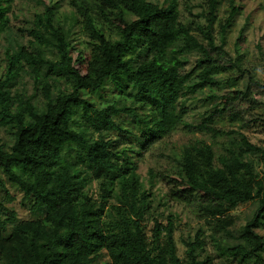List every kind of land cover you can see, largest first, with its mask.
Listing matches in <instances>:
<instances>
[{
    "label": "trees",
    "instance_id": "obj_1",
    "mask_svg": "<svg viewBox=\"0 0 264 264\" xmlns=\"http://www.w3.org/2000/svg\"><path fill=\"white\" fill-rule=\"evenodd\" d=\"M13 3L0 0V173L44 217L0 215V264H264V146L221 126L250 96L223 95L248 73L225 49L235 0L225 20L220 0H67L84 49L56 26L54 6L15 29ZM249 80L264 95V83ZM109 90L117 95L104 106L88 96ZM199 96L207 110L194 123L189 103ZM180 129L202 137L183 160L172 152L170 171L143 180L146 152ZM163 181L166 202L147 186ZM170 202L192 204L207 226L243 243L213 239V257L204 226L182 240L181 255L175 215L154 216ZM247 203L256 210L238 226L232 212Z\"/></svg>",
    "mask_w": 264,
    "mask_h": 264
},
{
    "label": "rangeland",
    "instance_id": "obj_2",
    "mask_svg": "<svg viewBox=\"0 0 264 264\" xmlns=\"http://www.w3.org/2000/svg\"><path fill=\"white\" fill-rule=\"evenodd\" d=\"M153 3L159 4L162 7H167L168 0H151ZM219 6L220 20H225L229 11V0H220ZM237 7L241 8L240 14L237 16L233 27L227 35V44L225 49L229 56L236 61L238 67L244 70L248 69V73L243 76L239 88L236 90H227L223 95L235 96L237 91L243 93L250 89V96L248 98L242 97L241 100L231 104L228 108L227 116L233 115L232 122L225 123L222 127L228 130H239L244 128V132L248 135L253 143L264 146V95L260 87L256 86L249 80L250 72L253 73L261 82L264 83V0H235ZM56 7L55 23L58 28L63 30L69 39L80 49H84L85 43L88 40L82 28L79 18L71 11L67 4V0H14L13 11L14 16L11 17L12 24L15 29L26 26V21L32 18L34 12L42 11L44 6ZM182 13H186L185 9L181 8ZM200 11L198 8L194 9V13ZM17 17V18H16ZM245 29V30H244ZM218 24L216 31L218 32ZM244 30L243 37H240ZM242 39V40H241ZM0 73L2 70L1 58L3 57L5 45L3 40H0ZM227 58V57H226ZM33 84L29 82L27 88L28 92L32 94ZM103 95V96H102ZM102 95L93 94L88 95L89 98L98 106H104L113 99L117 92L111 90L104 92ZM206 96H199L189 103L192 109L188 120L191 122L200 121L206 108L203 107V99ZM122 121L127 125H132V120L128 117H123ZM4 141L10 143L9 136L3 132L1 136ZM202 137L200 133H188L184 130L176 131L165 143H158L146 152L143 160L140 162L139 172L143 180H148L149 171L153 169L155 172L161 173L170 171L173 167L172 152H176L179 158L184 157V154L192 147L196 146L198 140ZM208 142H212L210 136H203ZM140 146L143 145V140L136 138ZM0 183V215L6 218L10 211H15L19 220H34L43 218L44 215L39 211L32 210V203L26 199L24 194L17 188L12 186L8 180L1 175ZM153 191L159 193V199L165 201V193L168 185L166 182H157L155 186H150ZM256 210L255 203H247L241 205L236 211L232 212L238 219V226L244 225L248 219L252 217ZM175 215V223L177 225L176 240L180 254H184V246L182 240L194 236L200 227L205 226V238L208 242V251L216 257L212 240L215 239L224 248H230L242 244L243 241H238L228 237L225 233L219 232L212 227L206 225L204 219L199 218L195 212V208L189 203L170 202L168 207H160L154 213V216L161 218L164 223L168 221V215ZM149 234L153 227V222L147 223ZM217 258V257H216ZM106 260L109 261L107 257ZM101 264V263H99Z\"/></svg>",
    "mask_w": 264,
    "mask_h": 264
}]
</instances>
